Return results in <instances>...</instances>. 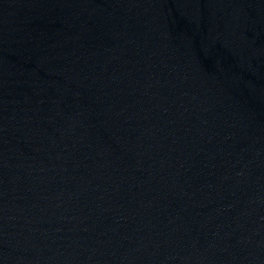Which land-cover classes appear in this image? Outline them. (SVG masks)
Returning <instances> with one entry per match:
<instances>
[{
    "label": "water",
    "instance_id": "water-1",
    "mask_svg": "<svg viewBox=\"0 0 264 264\" xmlns=\"http://www.w3.org/2000/svg\"><path fill=\"white\" fill-rule=\"evenodd\" d=\"M0 264H264V0H0Z\"/></svg>",
    "mask_w": 264,
    "mask_h": 264
}]
</instances>
